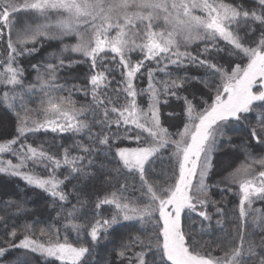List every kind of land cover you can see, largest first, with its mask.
Wrapping results in <instances>:
<instances>
[{"label":"snow or ice","instance_id":"1","mask_svg":"<svg viewBox=\"0 0 264 264\" xmlns=\"http://www.w3.org/2000/svg\"><path fill=\"white\" fill-rule=\"evenodd\" d=\"M0 48V177L55 213L0 189V264H96L101 242L103 264H264V0H0Z\"/></svg>","mask_w":264,"mask_h":264},{"label":"trees","instance_id":"2","mask_svg":"<svg viewBox=\"0 0 264 264\" xmlns=\"http://www.w3.org/2000/svg\"><path fill=\"white\" fill-rule=\"evenodd\" d=\"M18 2H21L22 3L23 0H18ZM16 18L19 21L23 22L27 17L25 15V13L19 12V13L16 14ZM68 42L69 43H75V41H68ZM56 47H57L56 43L53 42L52 47L43 49L41 52H39L38 54H36V58L35 59H32L31 60V63H36L37 60L42 59L47 52H51V51L55 50ZM2 50H3V48H2ZM74 58H78V57H74ZM20 63H21V65L23 67H25L26 69H28L30 71V66H29V63H28V60L27 59H22L20 61ZM84 66L85 65H78L77 68L75 69V73L74 74H79V75L82 76L86 72V70H87V69H82L81 68V67H84ZM34 75H35V73H33L31 76H29L28 77V81H26V83L27 82H30L33 79ZM62 75H64V73H62ZM70 82H72V81H70ZM73 82L83 83V81H73ZM84 101H85V98L83 97L82 102H84ZM33 106H35V105H33ZM14 122H15V115H14V113H11L9 111L4 110L3 108H0V123L8 124V125H14ZM252 123H255V120L254 119L252 120ZM240 135H242V134H240ZM49 136H50V139L52 140L53 139V135L49 133ZM11 138H13V137L12 136H6V137H2L0 139L1 140L2 139L4 140V139H11ZM80 138H82V137H76V139H80ZM28 142L29 143H33V139L30 137ZM239 142H240L239 135L238 136H235L233 138V143L238 144ZM38 144H39V139L36 138L35 143H33V146H37ZM226 148H227V146L225 145L222 148L221 151L223 152V150L226 149ZM219 156L220 155H218L216 157V159L221 160L222 158H224L222 156L219 159ZM225 157H226V155H225ZM6 158L7 159H12L11 156H7ZM13 162H15V160ZM64 174L65 173H62L60 171L58 172V175H59V177L61 179H63V175ZM73 183H75V181H73ZM15 185H19V187L21 189H24V191H25V193H26L27 196L32 197V199L29 200L28 203H27V205H26V207L28 209L35 211L38 215H40V214H43L44 216H47L48 214H51L53 216L55 215V213L52 212L51 209H48L47 211H45L46 204L50 201V198L47 197L46 194H44L43 192H39L40 193V194L38 193L39 195H34L33 192H32V190L27 189L25 187V185L21 184L20 181H6V179L4 177H0V189L6 190V191H9V192H12V191L15 190V187H14ZM70 189H71V184H68V188L65 189V190L67 191V190H70ZM4 198L7 199L9 197H4ZM72 203H75V201L73 200ZM11 211H15V209H11ZM0 215H3V212L2 211H0ZM121 231H123V229H121ZM64 235L67 236L68 242H71V243L74 242L77 245H79L80 242H84L86 244L88 242V238H87L86 234H81L82 235V240H78L77 234L74 231L69 230L66 233H63L62 232V234H61V240L63 239V236ZM253 238H254V236H253ZM112 247H113V244H111L109 242H101V244L98 246V248L99 249H102L101 251H103V254L102 255H105V254L110 253V250L112 249ZM18 256H22V254L21 253H14L11 257H9V259L15 261L16 257H18ZM30 259H31L32 264H43L42 263V259L38 255L33 256V257H30Z\"/></svg>","mask_w":264,"mask_h":264},{"label":"rangeland","instance_id":"3","mask_svg":"<svg viewBox=\"0 0 264 264\" xmlns=\"http://www.w3.org/2000/svg\"><path fill=\"white\" fill-rule=\"evenodd\" d=\"M226 2H232V0H226ZM237 2H238V0H237ZM0 52H3V50H2V48H0ZM133 58V60L135 61V59H137L138 57L137 56H133L132 57ZM151 66V65H150ZM82 69H87V66L85 65L84 67H81ZM117 79H119V77L117 76ZM70 83H80V82H70ZM138 86L139 87H146L147 86V81H146V79H144V80H141L140 82H139V84H138ZM76 100H78V101H80V102H82V99H83V96L82 95H77V96H75L74 97ZM166 111H168V109H166ZM51 134V133H50ZM53 135V134H52ZM37 139H39V143H41L42 141H44V140H51L50 139V136H49V133H47V134H38L37 135ZM80 139H83V138H80ZM3 142V139L1 140L0 139V143H2ZM59 142H62V143H64L65 145H68V144H71L72 142H73V140H72V138H69V137H60L59 138ZM85 143H87V141L85 140ZM120 146H129V147H134L135 146V144L134 143H131V144H129L128 142H125L124 144H122V145H120ZM52 154H56L57 155V158H62V150H60V149H54L53 150V152H52ZM73 155H78V154H80L77 150H73V153H72ZM225 155H226V157H225ZM224 157V158H222L221 159V161H224V162H228V161H231L232 160V154H231V152L229 151V149L228 148H226V149H224L223 150V152L221 151V154H220V156H219V159L221 158V157ZM5 159H7L6 157H5ZM97 159H99V157H97ZM237 163H239V161H237ZM93 170V169H92ZM229 170H231V169H229ZM67 169L66 168H62L61 170H60V172H62V173H65V174H67ZM94 171V170H93ZM102 178V177H101ZM219 177H213V180H210L209 181V183H212L214 180H216V179H218ZM76 182V181H75ZM96 183V184H95ZM21 184H23V182H21ZM24 185V184H23ZM221 187H224V185H221ZM93 188H100V182H99V180H94V181H92V183L90 184V186H89V190L91 191ZM215 191V190H214ZM234 191H236V189L234 188ZM40 194V193H39ZM38 194V195H39ZM45 194V193H44ZM106 194H108L107 193V191H105V190H101V191H97L96 192V195L97 196H99V197H103L104 195H106ZM226 196H227V199L229 200V201H231L232 203L229 205L230 207H236V206H238V196H236V195H232V194H230V193H226L225 194ZM216 199H220V196H219V194H217L216 195V197H215ZM94 199H95V197H94ZM254 207H257V208H261V209H264V202H256V204L254 205ZM102 211H101V215L103 216V218H109L110 217V215H111V213H112V211H113V209L112 208H110V207H107V206H105L104 208H102L101 209ZM254 238L257 240V241H259L260 239H261V237H264V233H261L260 232V230L259 229H255L254 230ZM203 239H205V240H207V239H209V237L208 236H204L203 237ZM43 242V241H42ZM71 243V242H70ZM73 244L74 245H76V246H79V245H77V244H75L74 242H73ZM102 249H99L98 247H97V249H96V253H95V257H94V259H95V261H96V264H103V262H104V260L106 259V258H108V256H109V253L108 254H105V255H102L103 254V251H101ZM111 251V250H110ZM216 254H219V253H216ZM39 256V255H38ZM40 257V256H39ZM41 259H42V263L43 264H59V262H57V261H54L52 258H47V260H45V258H42V257H40ZM90 264H91V261H90Z\"/></svg>","mask_w":264,"mask_h":264}]
</instances>
